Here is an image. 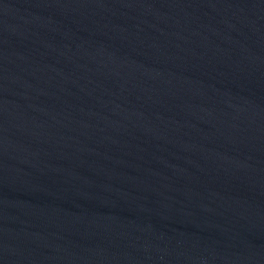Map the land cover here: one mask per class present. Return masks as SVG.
<instances>
[{"label": "water", "instance_id": "95a60500", "mask_svg": "<svg viewBox=\"0 0 264 264\" xmlns=\"http://www.w3.org/2000/svg\"><path fill=\"white\" fill-rule=\"evenodd\" d=\"M0 264H264V0H0Z\"/></svg>", "mask_w": 264, "mask_h": 264}]
</instances>
